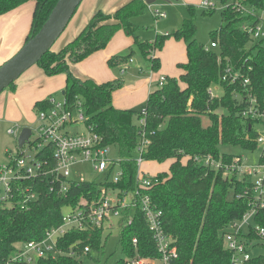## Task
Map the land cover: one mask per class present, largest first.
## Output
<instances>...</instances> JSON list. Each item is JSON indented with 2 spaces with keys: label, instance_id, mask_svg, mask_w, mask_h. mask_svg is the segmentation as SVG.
Returning a JSON list of instances; mask_svg holds the SVG:
<instances>
[{
  "label": "trees",
  "instance_id": "1",
  "mask_svg": "<svg viewBox=\"0 0 264 264\" xmlns=\"http://www.w3.org/2000/svg\"><path fill=\"white\" fill-rule=\"evenodd\" d=\"M234 1L230 2L231 8L227 6L222 11V25L213 35L211 42L217 48L206 51L197 42L192 20H184L182 27L173 33L175 38L183 39L187 60L181 64L183 72L178 79L164 77L162 85L157 82V88L148 94L144 126L139 123L141 109H117L112 105V95L122 86L121 80L98 84L91 79H80L69 70L70 63L82 61L103 49L117 30L132 36L143 60L151 68H158L157 51L170 35H158L154 42L137 39L133 18L147 7L143 0H131L112 14L96 11L72 41L57 52H47L36 64L48 76L65 73L63 96L68 106L81 101L89 117L87 124L101 137L103 145L117 149L123 176L118 184L112 185L114 188L131 191L136 188L135 153L142 161H172L169 174L154 176L158 183L145 191L152 205L162 211L164 231L174 239L178 257L172 264H230L231 254L224 247L223 234L254 206L252 183L247 177L236 174L224 177L223 169L215 171L193 163L192 159H184L211 155L229 165L235 156L221 152L222 146L249 151L257 148V122L243 117L244 105L238 104L235 89L241 92V88L221 82L222 98H211L208 92L220 83L228 61L234 67H243L241 73L249 78L253 93L259 102L264 101V40L253 43L241 29L244 24L260 21L236 12L232 8ZM27 2L35 3L29 39L42 27L57 0H0V15ZM242 4L255 10L264 9L263 0H242ZM148 50H151V60H146ZM134 53L130 49L127 54L111 56L107 64L124 69ZM9 88L14 90L15 83ZM49 107L48 99L36 102L37 112ZM219 110H223L221 115ZM203 118L208 119L207 124H203ZM41 153L50 156L51 148ZM15 185L16 188L31 187L38 197L24 209L20 208L18 202L22 197L17 192L11 200L13 206L0 201V264H83L80 259L84 247L102 248L101 230L70 231L58 241L61 253L56 257L33 263L13 260L25 243L40 241L49 230L61 225L64 207L75 206L81 198L94 194L99 186L84 182L72 185L65 195H56L46 193L44 179L25 180ZM124 217L123 221L130 217L128 211ZM132 217V223L121 229L120 243L125 259L136 254L141 258L158 257L143 214L135 211ZM253 223L246 237L264 242V237L254 230L255 226L264 229V209H257ZM133 238L137 239L136 246ZM72 250L75 254L69 256ZM117 264H125V260ZM250 264H264V254L252 258Z\"/></svg>",
  "mask_w": 264,
  "mask_h": 264
},
{
  "label": "built area",
  "instance_id": "2",
  "mask_svg": "<svg viewBox=\"0 0 264 264\" xmlns=\"http://www.w3.org/2000/svg\"><path fill=\"white\" fill-rule=\"evenodd\" d=\"M241 2L242 0L234 1L232 8L236 12L256 17L260 21L253 25L244 24L241 29L253 43L264 40V17L259 18L255 15V9L246 8ZM197 7L211 8L213 4L202 1ZM155 14L161 18L164 17V14L157 10ZM214 48H217V44L211 42L209 47H205V50L209 51ZM242 69V66L234 67L227 61L220 77V83H217L216 87L223 90V84H225L241 88V92H237L234 88L238 104L244 105L241 115L256 121L257 125L264 128V101L259 102L253 93L254 89L249 78L244 77L241 73ZM163 81L164 77H161L158 80L159 85H162ZM208 92L211 98H215L212 88ZM48 104L50 106L48 109L37 112L42 123L38 130L39 136L34 141L27 143L33 151L32 154L23 150L25 144L19 148L16 156L7 153L9 161L0 167V201L7 202L9 206H13L11 200L15 196L14 192L22 197V200L18 202L21 209L27 208V205L38 197L37 193L31 191V187L18 186L16 188L15 183L20 184L22 181L30 179H44L46 193L65 195L72 185L86 182L81 178L71 177V168L76 164L85 161L91 162L95 170L104 172L116 163V161L108 160L107 157L111 146L103 145L101 137L87 124L89 117L86 115L81 101L78 100L74 106L69 107L65 99L59 102L49 98ZM145 115L146 110L144 109L141 111L139 120L141 126H144ZM78 126H83L84 131L78 132L76 130ZM8 132L12 133L11 130ZM257 134V147L262 149L257 165L244 166L240 156H235L229 165L224 164L222 160H216L211 155H194L184 158L192 159L193 163L215 171L223 169L224 177L236 174L256 179L255 182H251L254 206L241 220L231 223L223 234L224 247L231 254L230 264H250L253 258L250 252L253 241H249L246 235L248 229L253 227L250 220H254L257 209H264V130L263 132L257 130ZM47 147L51 148L50 156L41 153ZM117 162L121 167L120 159ZM141 162V158L136 160L138 166ZM122 176L121 168L112 183L105 182L99 185L94 194L87 198H81L75 206H68L69 210L64 211L60 226L49 230L45 238L40 241L25 243L13 260L33 263L41 258L56 257L61 253L57 248L58 241L70 231L101 230L103 234L104 230L112 229L111 221L114 219L118 220L121 231L125 225L132 223L135 211H140L152 235L158 257L141 258L136 254L132 258H126L125 264H172L178 257L174 239L164 231L162 211L152 205L150 196L145 193L146 190L158 183V179L137 174L138 183L133 191L114 188L112 185L118 184ZM108 191H116L117 194L110 198ZM127 211L130 217L123 221ZM254 230L261 238L264 237L263 228L255 226ZM132 243L136 246L137 239L133 238ZM90 251L89 246L84 247L83 256L88 255ZM74 254L72 250L68 255L74 256Z\"/></svg>",
  "mask_w": 264,
  "mask_h": 264
},
{
  "label": "rangeland",
  "instance_id": "3",
  "mask_svg": "<svg viewBox=\"0 0 264 264\" xmlns=\"http://www.w3.org/2000/svg\"><path fill=\"white\" fill-rule=\"evenodd\" d=\"M202 1L213 4V7H197ZM92 2L93 0H83L70 22L74 21L81 11H85ZM230 2L231 0L156 1L152 5H147L140 14L136 15L133 21L137 25L136 35L138 40L154 42L157 40L158 35H170L164 38L160 50L157 51V58L160 63L158 68H151L149 62L143 60L141 56L139 57L135 47V39L132 36L126 35L123 30H117L103 49L92 53L82 61L70 63L69 70L72 68L70 65L75 64L82 70L78 72L82 75L81 77H84L83 79L90 78L87 75H95L97 77H104L98 81L101 83L121 80L123 84L114 94L113 106L120 107L123 105L122 107H130L131 110H143L146 105L149 87L150 90L156 89L157 82L161 77L178 79L182 74L181 64H184L187 60L185 44L182 38H175L173 33L182 27L184 20H192L195 24L194 38L205 47H209L213 40V35L222 25L221 13L226 6H230L231 8ZM24 5L31 4L26 3ZM244 5L246 8H250L248 5ZM156 10L164 14V17L161 18L157 16V14H155ZM255 15L259 18L264 17V9H257ZM70 22L68 24H70ZM57 43L58 39L50 51L55 50ZM130 47L135 50V53L131 56V61L124 69L111 67L107 64L109 56L113 54H127L130 51ZM150 51L151 50L147 51L148 56L146 60H151ZM35 67L41 69L38 65ZM70 72L72 71L70 70ZM78 78H80V76H78ZM48 79L47 81L39 82L21 94H15L16 88L14 90L6 88L0 93V167L8 163L9 159L7 153L13 156L17 155L19 151L17 139L22 129L29 128L31 130L30 142L34 141L39 136L38 130L42 123L37 116L36 110L38 98L41 100L53 98L59 102L64 100L62 93L66 86L65 73L50 76ZM90 79L94 80L93 78ZM139 79L147 89L142 87L140 83L137 85L138 89H135L136 82ZM212 89L215 97L222 98L224 96V91L221 88L214 85ZM9 94L10 96L7 97ZM222 112L223 110H219V115H221ZM207 122L208 119L203 118V124H207ZM255 128L260 132L264 130L261 125H255ZM9 130H11L12 133L8 132ZM76 130L78 132L84 131L83 126H78ZM220 149L223 153L240 156L244 166L257 165L262 152L261 147H257L252 151L237 146H222ZM23 150H26L30 154L33 152L27 144L24 146ZM107 157L108 160L116 161V163L106 171L99 172L94 169L91 162L85 161L71 168V177L74 179L81 178L86 182L97 183L99 185L105 182L112 183L117 174L121 171L120 164L117 162L120 158L117 149L115 147H110ZM134 158L135 161L138 160L139 155L135 153ZM171 163V160L163 162L143 160L139 166L137 165V174H144L151 177L169 174ZM248 180L251 182L256 181L253 177H248ZM116 194V191H108V196L110 198H113ZM63 210L67 212L69 208L64 207ZM111 223L113 224L112 229L109 231L104 230L105 232L102 234V248L100 250H91L89 255L83 256L80 259L83 264H117L125 260L121 250V231L119 230L118 220L114 219ZM250 223L254 226L253 219L250 220ZM250 252L253 258L263 255L264 242L258 240L253 241V247Z\"/></svg>",
  "mask_w": 264,
  "mask_h": 264
},
{
  "label": "crops",
  "instance_id": "4",
  "mask_svg": "<svg viewBox=\"0 0 264 264\" xmlns=\"http://www.w3.org/2000/svg\"><path fill=\"white\" fill-rule=\"evenodd\" d=\"M129 1L131 0H93V2L89 5V7L85 11H81L76 17V19L75 20L73 19L74 21L68 24V27H66V30H64V32L58 38V43L56 45V48L52 52L59 51L65 44L72 41L81 32V30L85 27L89 19L93 16V14L96 11L101 10L104 13L112 14L117 9L122 7L123 5L127 4ZM27 3H30L31 5L23 4L22 6L18 7L17 9L9 13L0 15V65H2L4 62L10 59L13 55H15L26 42L29 30H30V26H31L33 12L35 9V3L33 2H27ZM130 49H133V48L130 47L129 50ZM185 52H186V49H185ZM111 56H114V54ZM111 56H109L108 59ZM139 57H140V54H139ZM35 66L36 65L26 70L15 82V88H16L15 94L16 95L27 91L29 88L35 86L39 82H44V81L49 80L48 78L50 76L48 77L44 73L42 68L37 69ZM70 66H72V68L70 69L72 73H74L77 77L80 76V78L82 79L84 78V77H81L82 75L78 72V71H82L79 68V66L75 64L70 65ZM87 76L90 78H93L95 80L93 81L94 82L97 81L96 83L98 84L101 83L98 81L104 78L102 76L97 77L95 75H87ZM90 78H86V79H90ZM141 82H140V79L137 80L135 89H138L137 85H139V83L142 85V87H145V89H147L146 86L142 84ZM151 91L152 90H150V87H149L148 92L150 93ZM115 93L116 91L112 95V102L114 100ZM9 96L10 94L7 95V97ZM38 99L39 100H37V102L43 101L40 98ZM122 106L119 107V106L114 105V107L117 109H130V107H122Z\"/></svg>",
  "mask_w": 264,
  "mask_h": 264
},
{
  "label": "water",
  "instance_id": "5",
  "mask_svg": "<svg viewBox=\"0 0 264 264\" xmlns=\"http://www.w3.org/2000/svg\"><path fill=\"white\" fill-rule=\"evenodd\" d=\"M82 1L57 0L39 31L27 39L15 55L0 65V93L15 83L26 70L36 65L51 50ZM156 1L166 0H144V3L149 6ZM30 136L29 128L22 129L17 139L18 148L27 144Z\"/></svg>",
  "mask_w": 264,
  "mask_h": 264
}]
</instances>
